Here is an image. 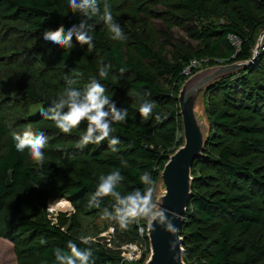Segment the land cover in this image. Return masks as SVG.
<instances>
[{
	"label": "trees",
	"instance_id": "16d2710c",
	"mask_svg": "<svg viewBox=\"0 0 264 264\" xmlns=\"http://www.w3.org/2000/svg\"><path fill=\"white\" fill-rule=\"evenodd\" d=\"M209 4L213 5L212 9H209ZM173 8L184 12L186 19L200 16L207 11L223 18L221 23L210 21L207 25L194 29V37L201 42L202 48L196 49L193 53L180 54L175 62L168 61L163 50L155 48L149 36L142 30H134L128 43H125L124 40H116L110 44L105 39L104 29L99 18L96 17L93 21L96 24L95 31L92 33L93 48L98 49L102 54L100 67L111 66L108 78L101 79L98 69V71H94L95 79L118 91H123L122 79L130 77L131 81L128 84L130 89L139 93L141 98L154 101L156 105L153 115L145 120L138 111L141 98L136 102L135 107L130 108L126 107L123 102L110 97L118 109H126L128 113L125 123L113 125L115 131L112 135L130 148L134 159H126L123 151L112 152L109 150L107 140L100 144H89L82 149L76 145L71 147L74 151L88 155L92 162L104 166L106 173L101 175L119 170L123 180L117 186V190L122 194L143 188L138 177L144 171L151 174L156 184L159 171L166 162L167 155L182 143L181 121L178 115L176 96L183 80L187 77L183 73L184 68L193 59L208 58L209 61L200 68L192 69V72L208 65L248 59L254 40L259 30L264 27V19L258 20L255 16L257 11L264 10V0H176L173 3ZM0 19L19 21L25 32L36 34L42 38V33L45 30H56L60 27L67 30L73 24H78L82 17L79 14H73L68 3L60 0H0ZM229 34H233L239 39L238 50L229 40ZM126 46L128 47L126 48ZM56 56L67 66L78 69L82 66L67 50L58 51ZM222 60L223 62H220ZM120 68H124L126 71L121 74L118 71ZM256 71L264 75V50L251 66L221 79L204 93V106L210 130L203 151L205 157L198 159L196 164L213 165L233 185L247 183L246 189L236 187L235 189H239V191H216L208 196L195 192L196 176L193 170L196 164L192 167L194 176L192 197L189 200L185 218H193L200 224H207L216 218L220 219L217 235L211 240L213 249L206 264H264V246L256 248L254 252L247 253L244 259L238 260L234 256L241 254L245 247L243 244L231 243L234 227L241 233H247L253 225L264 222V215L255 201V191L260 192L264 197V176L259 175L253 162L247 158L252 152L260 151L264 147V126L253 122L247 123L239 118L231 119V115L224 110L210 114L207 107L208 93L221 92L223 96H228L232 89V80H234L233 84L238 87L243 82L241 74ZM83 74L85 73L83 72ZM238 75L239 77H237ZM161 78L169 81L172 89L176 92V105L174 108H168L169 111H165L168 106L165 101L169 98L170 91ZM18 84L28 98L40 105L33 117L34 112L29 115L28 122L32 121L35 124L34 129L48 135L59 134L62 136L81 135L84 132L85 123H81L79 128L74 129L70 134L60 132L54 122L45 120L40 114L41 110L47 108L49 103L56 98L41 93L36 86L27 82L19 80ZM253 90L250 87L248 94L251 97L249 98H254L255 101H264V93L260 95ZM156 114L161 117L159 121L155 119ZM220 132L230 133L236 138V142L232 145L222 146L218 150L217 156L212 157L207 148L215 143L214 134L217 135ZM43 151L45 153L43 166L32 161L27 151L17 152L12 136L7 137L6 123L0 119V237L3 235L1 214L5 213L11 217L6 222L7 232L16 233L29 239L30 242L22 251L27 257L40 254L43 257L42 264H55V249L67 250L66 244L70 240L80 248L91 247L95 264H113L118 261L119 251L117 249L109 252L110 250L101 247L94 241L90 245H85L80 242L79 233L64 230L48 219L38 220L32 217L24 207L6 202L17 188L22 187L36 199L41 197L43 190H47L54 198L66 196L77 212L90 208L87 206V201L94 193L100 176L94 173L91 162L84 159L80 167H68L65 159L52 151ZM121 159L127 161L128 167H121ZM37 184L38 186H35ZM113 203L111 197H105L101 200L100 208L111 210ZM185 218L181 228V235L184 236V260L188 252V249L185 248L186 235L183 233ZM141 221L142 219L137 223L145 225L146 221ZM137 223L130 224L127 228H133L136 231ZM123 233V231L120 232V234ZM36 236L39 239H36ZM188 236L196 243L201 242L203 239L202 229L189 230ZM139 239L147 246L145 235ZM138 240L130 238L125 242H137ZM189 250L191 251L192 248ZM147 251L148 247L139 261L129 264L142 262ZM20 264L37 263L25 260Z\"/></svg>",
	"mask_w": 264,
	"mask_h": 264
},
{
	"label": "rangeland",
	"instance_id": "374dc122",
	"mask_svg": "<svg viewBox=\"0 0 264 264\" xmlns=\"http://www.w3.org/2000/svg\"><path fill=\"white\" fill-rule=\"evenodd\" d=\"M60 1L68 3V0ZM175 1L98 0V3L101 12L105 3L109 5L114 19L123 30L125 43L129 42L134 30H142L149 36L155 48L163 50L168 61L175 62L180 54L193 53L196 49L202 48L201 42L194 37V29L203 27L210 21L217 23L223 21V18L208 11L200 16L186 19L184 12L173 8ZM212 8L213 5L209 4V9ZM255 16L258 20H263L264 10L260 9L255 13ZM101 23L106 41L113 44L116 40L111 38L107 25ZM247 32L249 33V30ZM71 43L70 49L53 45L36 34L25 32L22 23L19 21L0 19V119L6 123L7 137H10L12 132L23 133L28 129L38 131L34 129L35 124L28 121L30 120L29 115L34 112L33 117L40 105L25 95L19 87V80L36 86L41 93L49 97L58 98L67 86V80L74 81L72 87L82 89L91 79H95L94 71H98L102 65V54L98 49H89L87 45H81L75 39H72ZM61 50L70 52L73 58L82 65L81 68L67 66L57 59L56 54ZM38 54L40 55L38 56ZM196 61L201 67L209 59L202 58ZM149 69L152 68L149 67ZM240 76H242L243 82L237 87L232 80V89L228 96H223L221 92L208 93V110L210 114L224 110L231 115V119L239 118L247 123L253 122L264 126V101H255L254 98H249L251 96L248 94L250 87L254 89L255 93H260V95L264 93V75L256 71L246 72ZM122 80L123 91H118L106 83H100L104 85L106 95L123 102L126 107H135L141 95L130 89L128 85L131 81L130 77H124ZM161 80L170 91L169 98L165 101L168 105L165 111H169L168 108H174L176 105V92L172 89L169 81L165 78H161ZM214 135L215 143L207 148L212 157L217 156L218 150L222 146L232 145L236 142V138L230 133L220 132ZM45 136L47 137V144L43 150L52 151L65 159L66 166L80 167L82 160L87 159L91 162L94 173L99 175L106 173L104 166L92 162L85 153L74 151L71 148L77 144L80 135L45 134ZM115 147L117 151H123L126 159L135 158L130 148L124 143L120 142ZM109 150L111 149L109 148ZM247 158L253 162L259 175L264 176V147L260 151L252 152ZM193 173L196 176L195 192L208 196L216 191L235 192L239 191V189H235L236 187L247 188V183L238 184V186L233 185L213 165L207 163L196 164ZM255 193L256 204L264 215V197L258 191ZM64 201H67L71 207H66ZM6 202L24 207L32 217L38 220L48 219L64 230L89 237L101 247L110 250L109 252L114 251L117 249L116 247L130 238L138 240L141 237L138 234V229L136 231L133 228L121 229L112 221L102 220L101 215L104 209L90 207L86 211H73V206L66 196L54 198L47 190H43L41 197L36 199L31 197L24 188L19 187ZM57 203L59 204L56 205ZM189 208L191 209V205ZM10 219L11 217L5 213L1 214L3 235L0 237V264H20L25 260L42 264L43 257L40 254L27 257L22 251L30 242L29 239H25L16 233L7 232L6 222ZM144 221L146 220L142 219L141 222ZM219 221L220 219L216 218L207 224H200L193 218H185L183 233L186 235L185 248L188 249L185 256L187 263L206 264L213 249L211 240L217 235ZM197 228L202 229L203 234L202 241L198 243L188 236L189 230ZM121 231L124 233L120 234ZM36 239L39 237L36 236ZM108 240L112 245L111 248L107 245ZM138 242L141 243V240L139 239ZM231 243L244 245L245 250L234 256L238 260L244 259L247 253H252L256 248L264 246V222L253 225L247 233H241L234 227ZM189 248L192 250L190 251Z\"/></svg>",
	"mask_w": 264,
	"mask_h": 264
},
{
	"label": "clouds",
	"instance_id": "9594fccd",
	"mask_svg": "<svg viewBox=\"0 0 264 264\" xmlns=\"http://www.w3.org/2000/svg\"><path fill=\"white\" fill-rule=\"evenodd\" d=\"M68 7L73 14H79L82 19L67 30L63 27L45 30L42 33L44 41L70 49L72 39L75 37L79 44L87 45L91 49L94 47L92 33L96 28L93 22L96 17L107 25L113 40L125 39L123 30L114 19L107 3L104 4L102 12L98 0H68ZM110 67L109 65L99 68L98 75L101 79L108 78ZM118 71L122 74L126 69L120 68ZM73 83L74 81L67 80V86L63 92L58 98L52 100L47 108L42 109L40 114L45 120L54 122L55 127L64 134H70L74 129H78L81 123H85V130L76 144L78 148L82 149L89 144H100L107 140L111 151L116 152L115 146L120 141L112 135L115 131L113 125L126 122L127 110L118 109L115 106V103L105 94L104 85L98 80L91 79L82 89L72 87ZM155 107L154 101L141 98L138 111L146 120L153 115ZM155 119L159 121L160 115L156 114ZM11 136L17 152L27 151L32 161L39 166L44 165L43 149L46 147L47 137L43 131L28 129L23 133L12 132ZM121 167H128L127 161L121 159ZM138 179L143 185L142 189L138 188L122 194L117 190V186L123 180L119 170L100 175L95 191L87 201V206L99 208L103 198L111 197L114 203L111 210L108 208L103 210L102 220L112 221L121 229H126L130 224L143 219L153 230L159 226L170 234L178 233L174 220L180 218L179 214L162 207L163 197L155 196L156 185L151 174L147 171L141 172ZM73 211H75L74 208ZM79 239L85 245L92 243L89 237L81 236ZM176 244L175 240L171 241L170 250L174 251ZM66 249H55V264H95L91 247L80 248L70 240L66 244Z\"/></svg>",
	"mask_w": 264,
	"mask_h": 264
},
{
	"label": "water",
	"instance_id": "95a60500",
	"mask_svg": "<svg viewBox=\"0 0 264 264\" xmlns=\"http://www.w3.org/2000/svg\"><path fill=\"white\" fill-rule=\"evenodd\" d=\"M263 47L264 27L259 30L248 59L205 66L186 77L179 87L176 99L182 143L167 155L155 184V196L163 197L162 207L179 214L180 218L174 220L178 233L170 234L159 226L153 230L146 221L144 226L148 251L139 264H187L184 260V236L181 235V228L192 197V167L198 159L205 157L203 151L210 130L204 93L221 79L251 66L260 56ZM173 240L177 242L174 251L170 250V242Z\"/></svg>",
	"mask_w": 264,
	"mask_h": 264
},
{
	"label": "built area",
	"instance_id": "2783aa9c",
	"mask_svg": "<svg viewBox=\"0 0 264 264\" xmlns=\"http://www.w3.org/2000/svg\"><path fill=\"white\" fill-rule=\"evenodd\" d=\"M228 38L238 50L240 47L239 39L233 34H229ZM197 68H200V66L197 64V61L193 59L191 60L190 64L184 68L183 73L188 77L193 73L192 69H197ZM137 224H138V234L140 236L145 235V226L140 225L139 223ZM107 245L110 248L112 247L109 240L107 241ZM116 248L119 251V260L114 262L113 264H129L131 262H137L138 260H140L142 254L144 253V251H146L147 246L145 243L142 242L140 243L137 241V242H125Z\"/></svg>",
	"mask_w": 264,
	"mask_h": 264
},
{
	"label": "bare ground",
	"instance_id": "6f19581e",
	"mask_svg": "<svg viewBox=\"0 0 264 264\" xmlns=\"http://www.w3.org/2000/svg\"><path fill=\"white\" fill-rule=\"evenodd\" d=\"M64 203H65V206H66V207H67V206H68V207H71L70 204H69L67 201H66V202L64 201ZM53 204H54V203H53ZM53 204H51V205H53ZM58 204H59V203H57L56 205H58ZM51 205H49V206L51 207ZM56 207H58V206H56ZM59 207H62V206L59 205ZM51 208H53V207H51ZM54 208H55V207H54Z\"/></svg>",
	"mask_w": 264,
	"mask_h": 264
}]
</instances>
